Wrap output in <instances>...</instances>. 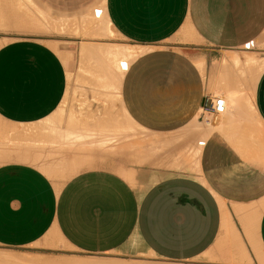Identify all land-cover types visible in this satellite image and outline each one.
<instances>
[{
	"label": "crops",
	"instance_id": "1",
	"mask_svg": "<svg viewBox=\"0 0 264 264\" xmlns=\"http://www.w3.org/2000/svg\"><path fill=\"white\" fill-rule=\"evenodd\" d=\"M68 2L75 29L116 40L59 35L82 43L79 69L92 77L69 68L72 47L61 54L28 38L0 46L1 250L264 264V130L255 124L264 128V70L250 100L239 74L264 46V0H104L87 12L84 0ZM105 43L142 52L130 62L135 49ZM90 46L94 55L83 52ZM107 55L114 63L102 69ZM93 92L120 102H74ZM215 97L225 109L212 124L203 108ZM120 106L136 133L116 116ZM70 127L93 141L67 145Z\"/></svg>",
	"mask_w": 264,
	"mask_h": 264
},
{
	"label": "rangeland",
	"instance_id": "2",
	"mask_svg": "<svg viewBox=\"0 0 264 264\" xmlns=\"http://www.w3.org/2000/svg\"><path fill=\"white\" fill-rule=\"evenodd\" d=\"M37 6H34L30 4L27 0H17V3H15L13 0H5L0 5V9L5 12V19H6V25L5 28H0V46L8 41L11 40H18V39H37L41 40L51 47H53L55 50L60 51L61 54L63 53V48L72 47L71 54H69L68 58V66L72 70H78L80 74H83L85 76L92 77L94 76L92 74L85 73L79 69L80 67V61H79V51H80V43H74L70 44L67 42L61 41L59 39V35L62 33H69L71 36H74L77 38H81L82 40H88L90 43L92 42H98L99 39H105L107 42H110L111 40H116L115 34L112 32H106L104 31L101 35H88L84 34L83 30L75 29V25L79 24L77 22V15L76 14H69L67 12V6L69 4V0H35ZM76 1V0H75ZM86 2V12L89 10H92L93 8L100 7L104 0H84ZM19 2L24 4L25 7H19ZM24 2V3H23ZM64 6V10H63ZM41 8V9H40ZM23 9V10H22ZM41 10V11H40ZM49 11L47 13L46 11ZM17 11L18 20L22 19V22H25V24L18 26L14 23V13ZM43 15L41 16L40 13ZM96 17L99 20V17L102 15V10H96ZM7 15V16H6ZM44 16V17H43ZM54 20H58L59 18H64L67 21V26L60 27L56 25H52V18ZM13 17V19H11ZM50 19L49 28L46 26V19ZM26 19V20H24ZM31 19V20H30ZM31 22H27V21ZM17 26V27H15ZM22 26V27H21ZM101 26V23H100ZM58 34V35H56ZM93 44H100V43H93ZM107 45V43H105ZM108 45L112 46H122V47H128L133 48L136 50L135 56H133L130 60V62L135 59L141 52L140 47H137L131 43H125L123 45L121 44H110ZM251 50L254 51L253 46H249ZM257 48V47H255ZM247 56L252 57V61L250 63H247ZM243 63V71L239 74L242 75L243 84L245 87L248 88L249 91V100L251 97L252 90L254 89L256 82L264 70V46L262 49H259L258 51L253 52L252 54H247L245 60L241 61ZM247 64V65H245ZM119 78L120 76L117 75ZM92 80L91 78H89ZM91 86V85H89ZM104 90V88H102ZM114 91V90H113ZM220 95V94H219ZM79 99H75L74 102L78 103H84L85 105L91 106L92 104H96L99 106L102 104L104 108L108 104L115 105L119 103V97L118 95H114L111 97L108 95V98H98L96 97V94L93 92L92 94L88 95L87 93L81 94L79 96ZM90 98V99H89ZM64 106V105H63ZM83 106V105H82ZM55 115H57L58 118H62L65 115V111L63 109L59 110ZM116 116L118 117L119 121L125 123V125L131 126L136 133V126L129 121V119L124 115V111L122 107L120 106L117 110ZM255 124L260 129L264 130L262 125L255 120ZM1 127V125H0ZM56 252L53 254H45V255H38V256H31L29 254H23V256L19 253L17 254H11L8 251L1 250L0 247V255L9 256L12 259L16 261H24V263L27 264H86L91 263L95 261H102L104 260L106 262L109 261H117L123 264H164L159 262L157 259L152 260H145V261H137L132 259H121L116 258L113 255H88V254H82L75 251H67V252ZM29 262V263H28Z\"/></svg>",
	"mask_w": 264,
	"mask_h": 264
},
{
	"label": "bare ground",
	"instance_id": "3",
	"mask_svg": "<svg viewBox=\"0 0 264 264\" xmlns=\"http://www.w3.org/2000/svg\"><path fill=\"white\" fill-rule=\"evenodd\" d=\"M13 1H14V0H13ZM0 2H1V1H0ZM23 3H24V2H23ZM21 4H22V3H21ZM19 5H20V4H19ZM21 6H22V5H20L19 7H21ZM22 10H23V9H22ZM39 13H40V12H39ZM40 14H41V16L43 15L42 13H40ZM0 16L3 18V16H2L1 14H0ZM6 16H7V15H6ZM1 17H0V21H2V20H1ZM43 17H44V16H43ZM11 19H13V17H11ZM58 20H60V19H58ZM60 21H61V22H60ZM60 21H59V23H61L62 26L65 25V27H66V24H65V23L62 24V22H64L65 20L61 19ZM49 22H50V21H49ZM76 26H77V25H75V28H77ZM107 46H108V45H107ZM85 47H87V46H85ZM90 47H91V48H88V49H83V48H82V49H83V52H89V53H91V55H92L95 51H97V49L92 48V46H90ZM104 47H105V46H104ZM104 47H102V48H104ZM109 47H113V46L110 45ZM114 47H115V46H114ZM106 48H107V47H105V49H106ZM115 48H116V47H115ZM105 49H104V50H105ZM108 49H109V48H108ZM108 49H106L105 52H108V51H109ZM110 49L112 50V54H114V53H113V50H114V49H113V48H110ZM116 49H117V51L121 50V49L118 50V48H116ZM104 50L101 49V48H98V52H99V53H101V51H104ZM122 50H123V49H122ZM117 51H114L115 54H116ZM98 52H96V53H98ZM105 52H104V53H105ZM109 52H111V51H109ZM109 52H108V53H109ZM118 53L120 54V51H119ZM118 53H117V55H119ZM102 54H103V53H102ZM102 54H101V56H102ZM109 54H111V53H109ZM112 54H111V55H112ZM115 54H114V55H115ZM93 55H94V54H93ZM111 55H109V56L107 55V56H108L107 59H104V60H106V62H105L104 60H101L102 58H105V57H106V53H105V57H101V59L98 60V61H100V63H101L102 61L105 62V63H104L105 65H103V68H102V69H104L105 66H106V67H105L106 69H108V67H111V68H112V64H113L114 62L111 61V62H112V63H111L110 60H108V58H109ZM114 55H113V57H114ZM117 55H116V56H117ZM85 56H88V55H85ZM103 56H104V54H103ZM81 57H82V59L80 58V60H83V57H84V56H81ZM96 57H99V56L97 55ZM89 58H90V56H89ZM89 58H87V61L89 60ZM110 58H112V57H110ZM92 59H93V58H92ZM97 59H98V58H97ZM112 59H113V58H112ZM115 59H116V57H115ZM118 59H119V56H118ZM93 60H94V59H93ZM87 61H86V62H87ZM94 61H95V60H94ZM92 62H93V61H92ZM116 62H117V61H116ZM82 63H83V62H82ZM236 63H238V62H236ZM84 64H85V65H84ZM84 64H83V65L86 67L87 64H86V63H84ZM94 64H95V63H92V65H91V66L94 68L93 71H95V69H96L95 67L97 66L96 64H95L96 66H94ZM97 64H98V62H97ZM120 64H121V63H120ZM120 64H118V65H120ZM216 64H217V63H216ZM101 65H102V63H101ZM84 66H83V67H84ZM89 66H90V64H89ZM126 66H127V62H123V63L120 65L118 72H119V73H122V71H123V67L125 68ZM97 67H98V66H97ZM99 67H100V65H99ZM99 67H98V68H99ZM101 67H102V66H101ZM86 68H87V67H86ZM86 68H84V69H86ZM111 68H110V69H111ZM114 68L116 69V67H114ZM223 68H224V67H223ZM102 69H101V70H102ZM82 70H83V69H82ZM91 70H92V69H91ZM91 70H90V67H89V68H88V72L91 71ZM98 70H99V69H98ZM98 70L96 69V71H98ZM85 71H87V69H86ZM91 72H92V71H91ZM226 77H227V76H226ZM223 81H224V80H223ZM223 81H222V82H223ZM225 84H226V83H225ZM218 86L221 87V84L218 85ZM220 87H218V88H220ZM227 88H228V87H227ZM220 89H221V88H220ZM228 91H229V90H228ZM228 93H229V92H228ZM216 94H217V93H216ZM216 94H215V95H216ZM224 94H225V93H224ZM223 96H224V95H223ZM224 97H225V96H224ZM230 97H231V96H230ZM230 115H231V114H230ZM70 117H71V116H70ZM73 123H74V122H73ZM57 127H58V126H57ZM72 127H73V126H72ZM70 128H71V127H70ZM55 129H56V128H55ZM59 129H60V128H59ZM64 129H65V128H64ZM68 129H69V128H68ZM71 129H72V128H71ZM77 129H78V128H76V130H77ZM80 129H81V128L79 127V130H78V131H75V128H74V130L72 129V131H70V132H68V131L66 130L67 132H65V133H66V134H67V133L70 134V136H69V135H65L66 137H64V140H65V138H67V137L69 136L67 139H70V140H68V141H70V142L67 143V145H69V144H70V145H74V144H78L79 142H80L81 144H83L85 141H86V143H87V142H92V141H93V136H92L93 133H92V131H90V133H89L90 135H89V134H86V133H85V134H86V135H85V134H82V133H84L85 131L82 129V130H83V132H82V130H80ZM87 129L89 130L90 128H87ZM69 130H70V129H69ZM93 130H94V128H93ZM64 131H65V130H64ZM94 131H95V130H94ZM79 132H80L81 134H79ZM50 133H53V132L51 131ZM59 134H60V133H59ZM78 134L80 135V137H82V136H86V137L80 138ZM52 135H55V133H53ZM61 135H62V134H61ZM54 137L57 138V137H59V136H56V135H55ZM54 137H53V138H54ZM62 138H63V137L60 136V137H59V140H58V138H57L56 140L61 141ZM60 139H61V140H60ZM56 140L54 139V141H56ZM62 141H63V140H62ZM83 141H84V142H83ZM46 142H48V141H46ZM51 143L53 144V141H51ZM49 144H50V143H49ZM63 144H64V143H63ZM84 144H85V143H84ZM60 148H61V147H60ZM72 160H73V159H72ZM73 161H75V160H73ZM28 263H29V262H28ZM0 264H27V263H24V261H16V260L12 259V258L9 257V256L7 257V256H4V255H0ZM31 264H33V263H31ZM86 264H123V263H120V262H117V261H115V262H114V261H109V262H107V260H106V262H105L104 260H102V261H95V262L86 263Z\"/></svg>",
	"mask_w": 264,
	"mask_h": 264
},
{
	"label": "built area",
	"instance_id": "4",
	"mask_svg": "<svg viewBox=\"0 0 264 264\" xmlns=\"http://www.w3.org/2000/svg\"><path fill=\"white\" fill-rule=\"evenodd\" d=\"M225 109V99L223 97H215L210 100V103L206 104L203 108L204 113L208 114L205 119L206 122L215 124L218 121L219 115Z\"/></svg>",
	"mask_w": 264,
	"mask_h": 264
}]
</instances>
